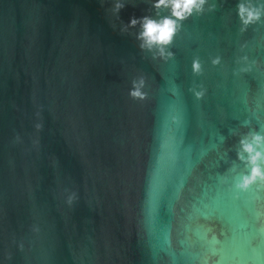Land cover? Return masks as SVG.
Returning a JSON list of instances; mask_svg holds the SVG:
<instances>
[{
  "label": "water",
  "instance_id": "water-1",
  "mask_svg": "<svg viewBox=\"0 0 264 264\" xmlns=\"http://www.w3.org/2000/svg\"><path fill=\"white\" fill-rule=\"evenodd\" d=\"M156 3L0 0V264H264V0Z\"/></svg>",
  "mask_w": 264,
  "mask_h": 264
},
{
  "label": "clouds",
  "instance_id": "clouds-1",
  "mask_svg": "<svg viewBox=\"0 0 264 264\" xmlns=\"http://www.w3.org/2000/svg\"><path fill=\"white\" fill-rule=\"evenodd\" d=\"M201 3L202 0H157L156 6H169L171 8L173 16L181 17L183 14L190 12L193 8L198 10L200 8ZM241 11H243V9H241ZM251 15L252 13H249V17H251ZM131 23L134 24L136 23V21L133 20L131 21ZM172 31L173 22L167 18L163 19L158 23L146 19L144 23V30L142 31L141 36L145 38V41L148 44H151L153 42L157 44H163L168 42ZM245 148L247 151L251 150L248 146H245ZM252 174H257L256 168L252 169ZM244 183L247 184L248 180L246 179Z\"/></svg>",
  "mask_w": 264,
  "mask_h": 264
}]
</instances>
